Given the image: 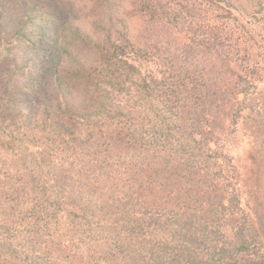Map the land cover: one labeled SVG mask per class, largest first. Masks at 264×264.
<instances>
[{
	"label": "trees",
	"instance_id": "16d2710c",
	"mask_svg": "<svg viewBox=\"0 0 264 264\" xmlns=\"http://www.w3.org/2000/svg\"><path fill=\"white\" fill-rule=\"evenodd\" d=\"M239 4L0 0V264H264L263 135L212 149L261 101Z\"/></svg>",
	"mask_w": 264,
	"mask_h": 264
},
{
	"label": "rangeland",
	"instance_id": "374dc122",
	"mask_svg": "<svg viewBox=\"0 0 264 264\" xmlns=\"http://www.w3.org/2000/svg\"><path fill=\"white\" fill-rule=\"evenodd\" d=\"M225 2L234 1V0H224ZM242 4H239L240 7V13L242 14V17L245 18V22L249 24L250 30L253 32V34L263 40L264 42V1L262 0H240ZM59 13H64L63 8H58ZM211 15H209L210 17ZM58 17V16H57ZM59 18V17H58ZM212 18V17H211ZM213 20V19H210ZM58 23V22H57ZM137 27L132 26L130 31L133 36L138 34V31L136 30ZM187 40V37H184ZM259 38V37H258ZM188 41V40H187ZM43 55V54H42ZM256 91L260 94L261 101L259 104L254 108V110L249 109V105L247 104L244 106L243 111H241V116L236 120L235 124H232V126H228L229 134H226L223 138L219 139L217 143L213 146V151H215L217 154H229L230 158H233L234 161L238 163H242V159L245 158L244 155H247L249 147H253L252 143V137L251 135L256 134V131L258 133H261L263 135L262 139L264 140V130L262 129L261 125L259 128L253 127V125L245 126L243 123V118L254 115V113L258 110H262V101H264V80L258 82L255 84ZM258 109V110H257ZM249 120V119H248ZM249 123V122H248ZM244 124V125H243ZM248 127V128H247ZM228 133V130L225 131ZM240 159V161H239ZM218 166L223 165L222 160L217 159ZM240 173H241V169ZM244 172V171H243ZM242 172V173H243ZM243 189V187H242ZM244 190H242L243 192Z\"/></svg>",
	"mask_w": 264,
	"mask_h": 264
}]
</instances>
